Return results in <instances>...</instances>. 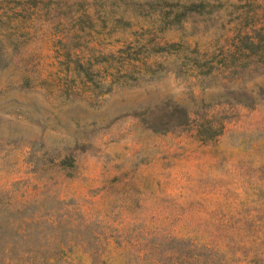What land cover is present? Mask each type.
I'll list each match as a JSON object with an SVG mask.
<instances>
[{"label": "rangeland", "instance_id": "374dc122", "mask_svg": "<svg viewBox=\"0 0 264 264\" xmlns=\"http://www.w3.org/2000/svg\"><path fill=\"white\" fill-rule=\"evenodd\" d=\"M262 51L264 0H0V264H264Z\"/></svg>", "mask_w": 264, "mask_h": 264}, {"label": "trees", "instance_id": "16d2710c", "mask_svg": "<svg viewBox=\"0 0 264 264\" xmlns=\"http://www.w3.org/2000/svg\"><path fill=\"white\" fill-rule=\"evenodd\" d=\"M191 6H189L190 8ZM255 41H258L257 43H259V41L261 40H250V44L247 45L246 47L249 50V54L251 53H255V51L260 50L258 48H260V46H258V44H255ZM259 56L261 57L259 61H264V51L260 52ZM223 68V69H222ZM226 66H219L216 70V73L222 72L223 70L225 71ZM209 79V78H208ZM227 80V82L225 84H227L228 86L226 87V91L223 92V96L222 97H226L225 102H228L230 100H233L234 96H231L232 92L229 91V88L231 85V79H225ZM206 81V80H205ZM247 99L248 96L245 95V98L243 100L240 101V103L246 104L247 103ZM181 110L184 112L185 115V119L188 120L190 118V112L186 111V108H181ZM196 128V132L199 136H204L205 138H210L214 135H218L222 129V125L220 126V122H214L211 119H201L199 120V122H197V124L195 125Z\"/></svg>", "mask_w": 264, "mask_h": 264}]
</instances>
